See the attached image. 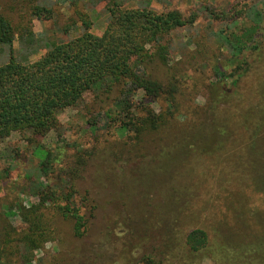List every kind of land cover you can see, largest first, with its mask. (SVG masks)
Returning a JSON list of instances; mask_svg holds the SVG:
<instances>
[{
  "label": "rangeland",
  "instance_id": "rangeland-1",
  "mask_svg": "<svg viewBox=\"0 0 264 264\" xmlns=\"http://www.w3.org/2000/svg\"><path fill=\"white\" fill-rule=\"evenodd\" d=\"M32 1L0 0V9L18 26L21 16L29 17ZM51 1L54 19L32 17L34 31L79 35L77 29L67 37L61 31L75 9ZM140 3L197 19L173 34L168 67H142L164 77L167 90L175 88L152 104L161 126L136 140L133 125H122L138 122L132 109L143 93L116 87L102 96L87 93L76 107L60 112L57 131L34 144L14 134L0 143V219L10 218L25 231L9 209L23 204L31 210L40 192L72 193L76 176L75 200L80 205V197L90 195L81 211L92 214L88 231L76 238L72 224L57 219L54 240L33 252L32 264H146L150 257L164 264H259L253 245L264 240V0H137L126 7ZM250 8L262 13L259 24L247 17ZM93 10L92 32L100 36L108 17L103 5ZM222 30L248 44V68L240 79L238 63L218 36ZM21 46L19 34L15 48ZM217 67L228 75L218 74ZM37 143L44 151L35 155ZM46 151L56 160L44 174ZM77 157H84L85 166L69 175ZM200 229L209 243L193 251L188 235Z\"/></svg>",
  "mask_w": 264,
  "mask_h": 264
},
{
  "label": "trees",
  "instance_id": "trees-1",
  "mask_svg": "<svg viewBox=\"0 0 264 264\" xmlns=\"http://www.w3.org/2000/svg\"><path fill=\"white\" fill-rule=\"evenodd\" d=\"M61 1L75 9L70 23L61 31L67 37L71 29L81 30L75 37H52L34 31L32 17L42 21L54 19L56 4L51 0H33L29 17L21 16L23 21L18 26L0 9V143L19 134L29 136L28 143L34 144L37 137L57 131L60 112L76 107L87 93L102 96L110 94L116 87L120 90L121 87H131L133 91L143 93V99L132 109L138 122L124 121L122 127L130 130L133 125L136 140L148 131L157 130L162 122L152 104L164 100L169 93L172 95L175 88L171 84L167 90L164 77L155 72L148 74L142 67H168L175 49L173 34L193 26L196 15L189 16L176 9L157 11L144 3L135 8L126 7L137 0ZM100 5H103L108 22L99 36L92 32L94 22L89 11ZM247 17L259 24L262 13L250 8ZM19 34L22 46L16 49ZM218 36L229 49L231 58L238 63L235 72L238 79L242 78L248 68V61L244 59L248 44L234 31L225 34L222 30ZM42 50L45 51L43 56L33 61ZM216 71L223 76L227 74L220 67ZM43 151L42 145L37 143L35 155ZM53 157L52 152L46 151L41 163L44 174L52 169ZM83 158L77 157L66 172L71 175L83 170ZM76 179L75 176L72 184L69 182L72 193L65 190H52L49 195L40 192L39 203L31 210L23 204L9 209L27 226L25 231H18L10 218L0 219V264H32L33 252L54 240L57 233L55 223L59 218L72 224L76 238L85 236L92 214L87 217L81 211L90 195L81 196L79 205L74 197L77 194ZM49 206L54 210L53 215L49 214ZM187 241L193 251H200L207 247L209 238L207 232L200 229L191 232ZM253 248L257 263L264 264V240H256ZM145 263L164 264L151 257Z\"/></svg>",
  "mask_w": 264,
  "mask_h": 264
}]
</instances>
